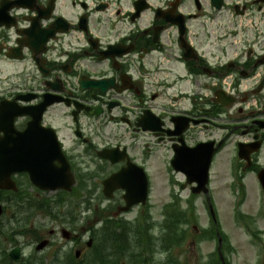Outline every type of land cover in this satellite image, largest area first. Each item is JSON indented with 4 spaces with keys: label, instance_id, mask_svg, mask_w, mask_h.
Segmentation results:
<instances>
[{
    "label": "flooded vegetation",
    "instance_id": "af4514ba",
    "mask_svg": "<svg viewBox=\"0 0 264 264\" xmlns=\"http://www.w3.org/2000/svg\"><path fill=\"white\" fill-rule=\"evenodd\" d=\"M48 1L38 0L35 6L32 7H46ZM123 1L55 0L54 11L49 15L42 13L44 20L43 22L40 21L39 26L37 24V35L41 37L40 40L47 41L41 49L39 46L32 45V41L36 36L34 35L35 29L32 26L33 14L30 10L19 8L9 11L10 16L18 20L17 27L22 31H17L14 28H0V140L4 136L2 127L7 125L11 117H13L16 131L23 132L28 123L41 113L40 106L44 99L47 102L51 99L46 94L50 87L59 89L64 83H68V89H76L80 76L76 81V67H73L75 62L80 65V72L91 75L96 74L99 78L102 77L101 79L112 78L113 83H117L118 86L123 85L125 92L121 94L114 91L109 92L107 95L101 96L102 99L98 103L95 102L93 98L95 96L91 92H79L75 99L91 109L88 112L83 111L81 115L88 121L96 118L98 124L102 127L103 136L101 141L105 143L106 148L113 152L111 157L120 159L127 154L134 164L143 167L147 172L150 183L155 174L159 175V165H183L174 154L173 143H170L168 147L166 141L157 137L162 132H154L158 127L160 128L161 123L166 124L168 113L177 114L181 118V128L183 125L190 124L188 137L192 145L214 138L210 135V127H221L211 120L215 112H218L219 118L223 117L231 120L243 116L240 108L229 107L223 109L212 105V99L208 96V93H205L210 85L209 75L219 77L227 73L233 74L230 86L234 90L235 99L238 101L243 98L247 99L255 91L257 85L260 84L264 75V66L257 65V63L264 60V53L257 55L251 49L242 50L239 48L236 50L235 46L232 49L233 51L219 49L217 52L221 55L220 60L225 59L228 57L227 54L232 52V57L228 59L234 58L236 60L230 62V65L221 63L222 68L220 66L214 67V64L209 60L211 53L208 49H204V40H201L195 34V31L201 29L207 35L210 32H215L213 41L216 43L224 42L225 37L222 36V32L226 30V20L224 18L219 19L220 16H223L224 8H230L233 11L238 10L242 13L253 11L257 14V11L262 9L264 0H223V10L220 12L214 10L210 0H161V3L166 5H171L175 1H179L181 7L187 5V25H191L187 27V41L192 49H189L185 43H181L180 35H178V38L176 36L172 43L175 44L174 51L172 53L165 52L159 58L150 42V38L146 34L151 32L152 23L147 24L142 16L135 20V23L140 21L142 24H139L136 28L135 25L130 23V17H127L129 20L122 23L126 29L125 32L119 30V28L115 29L113 24L108 26L111 27L112 32L114 30L116 32L121 31V33H116L117 37L114 38V40L119 41L122 38L120 42L126 37L131 40L129 34L133 32L138 34V31L143 29L139 45H134V51L135 47L138 46V53L133 52L126 55L123 62L117 64H113L108 60L105 65L102 63L99 65L97 62L98 56L94 54L90 56V59L85 58L86 54L92 53L93 46H89L88 43H92V38H95L93 33L103 20L97 13L99 5L105 4L110 13L114 8L131 11L135 0H127L125 3ZM236 7L237 9H235ZM83 16L88 19L84 33L81 32ZM24 18L29 19L30 22L22 21ZM56 18H59L62 32L58 35L55 32L54 38L50 40L49 35L53 31V28L50 27L52 26L51 22ZM219 23L221 25L217 27ZM192 26L195 28L192 29ZM232 30H235V28L232 27ZM29 31L31 34L24 35L25 32ZM19 34H22V36H19ZM228 35L235 37L237 34L230 33ZM17 43L30 45L31 52L23 47L21 55L17 49ZM84 45H88L91 51L83 50ZM237 46H240V42L237 43ZM39 51H44V54H39ZM13 57H19V60ZM64 60L65 62L62 63ZM258 70L262 74L259 79L255 74ZM241 89L248 90V92L241 94ZM169 90L175 91L170 97L167 94ZM63 97L66 98L67 94L64 93ZM258 105L259 108L257 107L256 110L247 113L248 120L244 121V125H241L242 121H236L234 122L235 126H232L228 132L221 130L222 135L218 138V140H225L235 134L237 141L233 142L234 148H236L237 142L244 144L261 143L259 153L251 155L252 164L249 168L245 164L242 165L238 159V162L235 163V165H239L240 173L248 169L254 181H256L257 172L263 167V165H257V163L260 160L259 156L264 151V101L261 98H259ZM21 111H27L28 116L14 118V115ZM68 111L71 115V110ZM253 115H255L254 118ZM77 128L78 126L74 125L73 138ZM143 128L147 130L143 131ZM110 138L115 139L116 142L111 144L109 142ZM125 139H127V142H125ZM31 141L33 142V138H31ZM84 142V140H80L79 143L74 141L73 148L71 152H68V155L71 159L74 155L77 163V165H70L77 185H84L85 189L87 188L84 197L81 199L84 202L82 206L84 214L87 216L89 213V216L84 220L85 225L80 224L81 220L78 225H68L63 217L57 226L58 231L50 230L49 226L45 225L41 214L31 218L28 221L29 225L26 227L17 225L18 222L21 223L20 211L16 208L8 209L11 203L40 201L49 197L50 194L34 188L27 174L13 175L11 180L14 182L16 189L14 191L0 189V203L5 212L4 217L0 218V236L3 237L1 238L2 242H0V255L7 246L11 248L19 246L24 252L28 251L30 255L28 258L23 257L19 264H41L43 262L41 255L45 252H38L36 247L39 243L49 240L47 250L54 248V252L45 256L44 263L48 264V258L52 256L58 258V261H62V264L67 263L64 249L68 244L73 258H70L71 260L67 264H80L87 252L92 248L94 249L96 241L101 238L104 232L115 230L128 243L132 233L137 235L139 242H143L144 239L148 240L145 243L156 241L154 236L148 238L149 231L139 232L134 229L124 234L123 226H103L101 223L99 224V215L106 217L108 214H117L120 207L114 204L121 202L123 197V191L116 189L112 192L113 199L111 202L113 204H104L102 177L117 172L127 165V162H118L112 166L108 162L99 161L97 147L95 148L92 144L87 145L88 150L86 151H77L75 148ZM128 174L133 177L135 182H139L135 171H130ZM231 177H236V174H232ZM169 180V185H171L175 197L182 196L183 193L190 194L193 197L191 193L192 186H187L183 177H174ZM150 183L149 185H151ZM208 188V195L212 198L219 197L221 199L224 196L223 191L231 187L224 179L223 182H217L214 186L209 184ZM256 188L258 193L264 197L258 183H256ZM204 195L199 194L196 197L197 200H200L201 210L207 215V197ZM92 210H94V213ZM35 212L36 214L41 213V211ZM10 213L11 215L8 217ZM204 217L208 220L207 216ZM78 219L74 217L73 221L76 223ZM198 221L199 223L203 222V218L198 217ZM175 224L170 263L203 264L205 231L203 229L200 231L187 222L179 227L176 213ZM193 230L197 232V235L193 234ZM258 230L262 231L261 229ZM136 250H138L137 247ZM75 251L80 252L78 258L75 257ZM263 259L264 252H257L252 264H263ZM157 260L152 258L150 264H154ZM232 264H234L233 260Z\"/></svg>",
    "mask_w": 264,
    "mask_h": 264
},
{
    "label": "water",
    "instance_id": "95a60500",
    "mask_svg": "<svg viewBox=\"0 0 264 264\" xmlns=\"http://www.w3.org/2000/svg\"><path fill=\"white\" fill-rule=\"evenodd\" d=\"M207 166H208V165H204V168H203V175H204V176H205V174H206Z\"/></svg>",
    "mask_w": 264,
    "mask_h": 264
},
{
    "label": "rangeland",
    "instance_id": "374dc122",
    "mask_svg": "<svg viewBox=\"0 0 264 264\" xmlns=\"http://www.w3.org/2000/svg\"><path fill=\"white\" fill-rule=\"evenodd\" d=\"M219 159H221V156L219 157ZM216 167V165H214V168ZM244 235L242 234V241H244Z\"/></svg>",
    "mask_w": 264,
    "mask_h": 264
}]
</instances>
